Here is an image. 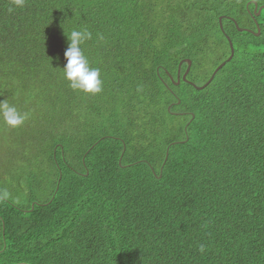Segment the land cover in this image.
Here are the masks:
<instances>
[{
	"label": "trees",
	"instance_id": "obj_1",
	"mask_svg": "<svg viewBox=\"0 0 264 264\" xmlns=\"http://www.w3.org/2000/svg\"><path fill=\"white\" fill-rule=\"evenodd\" d=\"M252 2L264 7L25 0L9 12L0 0V100L29 113L0 124V264H264V10ZM83 28L94 95L61 69ZM225 36L233 57L206 87L181 80L186 63L174 84L187 59L203 86L229 57Z\"/></svg>",
	"mask_w": 264,
	"mask_h": 264
},
{
	"label": "clouds",
	"instance_id": "obj_2",
	"mask_svg": "<svg viewBox=\"0 0 264 264\" xmlns=\"http://www.w3.org/2000/svg\"><path fill=\"white\" fill-rule=\"evenodd\" d=\"M25 0H11L9 12L23 8ZM68 46L64 51L62 74L68 86L75 92L84 94H98L103 90V81L99 68L92 67L89 59L82 50V45L93 38L87 28L73 29L67 34ZM29 119L28 112H21L9 100H0V124L8 129H17ZM9 192H0V199L9 197Z\"/></svg>",
	"mask_w": 264,
	"mask_h": 264
},
{
	"label": "water",
	"instance_id": "obj_3",
	"mask_svg": "<svg viewBox=\"0 0 264 264\" xmlns=\"http://www.w3.org/2000/svg\"><path fill=\"white\" fill-rule=\"evenodd\" d=\"M249 4H247V6H248ZM252 5H253V15L254 16H258L259 14H260V12L262 11V10H264V7H257V4L255 3V2H252ZM246 6V7H247ZM224 17H220V18H218V22H219V28H220V30L223 32V30H222V19H223ZM225 18H227L228 20H230L233 24H234V26L236 27V29L239 31V32H242V31H245V32H249V33H251V34H253V35H255V36H258L259 35V33H260V30H259V28L256 26V32H253V31H251V30H249V29H241V28H239L238 27V25H237V23L233 20V19H230V18H228V17H225ZM225 38H226V40H227V42H228V46H229V51H230V53H229V57L226 59V61L225 62H222L220 65H218L215 69H214V71L212 72V74H211V76H210V78L208 79V81L203 85V86H196V85H194L193 83H190V82H188L187 80H186V75H187V73H188V71H189V68H190V65H191V62L189 61V60H187V59H184V60H182V61H180L179 62V64H178V70H177V77H176V81H175V85H178V83H179V81H180V78H179V69H180V66L182 65V63H186L187 64V67H186V70H185V72L183 73V75H182V77H181V80L182 81H184V82H186V83H188V84H190L191 86H193L196 90H201V89H203L204 87H206L211 81H212V79H213V77H214V75L225 65V63L226 62H228V61H230L231 59H232V57H233V54H234V50H233V47H232V43H231V41H230V39H229V37H227V36H225ZM170 78V77H169ZM170 80L172 81V79L170 78ZM19 264H24V263H19Z\"/></svg>",
	"mask_w": 264,
	"mask_h": 264
},
{
	"label": "rangeland",
	"instance_id": "obj_4",
	"mask_svg": "<svg viewBox=\"0 0 264 264\" xmlns=\"http://www.w3.org/2000/svg\"><path fill=\"white\" fill-rule=\"evenodd\" d=\"M221 55H222V51L221 50H218L216 52V58H215V60L217 58H219ZM213 60H214V57H213ZM211 69H212V64H209V66L206 67V72L210 71Z\"/></svg>",
	"mask_w": 264,
	"mask_h": 264
},
{
	"label": "bare ground",
	"instance_id": "obj_5",
	"mask_svg": "<svg viewBox=\"0 0 264 264\" xmlns=\"http://www.w3.org/2000/svg\"><path fill=\"white\" fill-rule=\"evenodd\" d=\"M159 73V72H158Z\"/></svg>",
	"mask_w": 264,
	"mask_h": 264
}]
</instances>
